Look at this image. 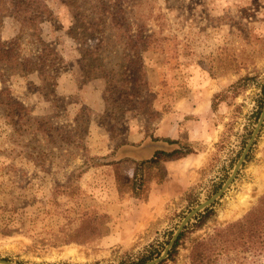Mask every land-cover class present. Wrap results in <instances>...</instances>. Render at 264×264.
<instances>
[{"label":"rangeland","instance_id":"obj_1","mask_svg":"<svg viewBox=\"0 0 264 264\" xmlns=\"http://www.w3.org/2000/svg\"><path fill=\"white\" fill-rule=\"evenodd\" d=\"M104 2L118 25L104 15L105 25L85 37L74 28L82 21L80 14L85 22H96L92 0H71V10L64 0L45 1L51 16L40 24L39 39L51 44L62 61L54 68L53 89L51 82L39 79L38 67L30 64L31 69L19 73L0 63V89H8L12 102L22 106L13 104L8 112L0 104L1 260L136 264L151 243L163 244L192 208L220 189L256 125L264 103V0ZM1 20L0 39L13 41L18 58L40 51L39 42L21 34L11 12ZM140 31L151 38L141 52L142 82L135 84L119 54ZM116 36L124 46L115 43ZM102 39L99 72L83 55ZM221 63L229 64V70L216 72ZM217 93L224 100L210 110L211 94ZM184 98L199 109L207 133L201 141L187 143L194 151L189 155L196 156L193 161L180 158L165 172L161 166L163 179L149 185L151 202L149 196L131 198L133 162L105 161L121 155L148 158L146 147L116 151L129 139L153 134L164 113ZM263 194L264 122L228 190L184 228L174 264H188L194 241L242 218ZM207 210V220L196 227ZM90 213L109 216L108 235L101 237L99 228L90 235L95 222H81ZM62 238L93 241L51 244ZM69 248L76 250L75 256L64 255ZM218 264H264V257L231 251Z\"/></svg>","mask_w":264,"mask_h":264},{"label":"trees","instance_id":"obj_2","mask_svg":"<svg viewBox=\"0 0 264 264\" xmlns=\"http://www.w3.org/2000/svg\"><path fill=\"white\" fill-rule=\"evenodd\" d=\"M45 1L46 0H0V24L2 21V15L4 16L5 13L11 12L13 18L20 24L19 30L22 29L21 34L25 35L26 33V35L28 36L31 35L36 40V42L40 43V51L37 52V54H34L32 57H29L27 59H20L16 54H14V49L13 47H11L13 41L4 42L0 39V63L15 66V69L19 73H23L25 72V70L31 69L29 68L30 64L33 65V68L38 67V69L35 71L39 72V79L48 83L51 82L50 86L53 89L55 86L54 68L58 66L59 61H62L55 48L51 46V44L44 43L39 39L40 24L44 21L45 18L48 19L51 16ZM64 2L68 6V9L71 10V0H64ZM92 2L94 3L92 8L95 14L92 20L96 22H85L84 16L80 14L82 21L80 23L78 21V24L74 28V30L78 31L77 34L82 33V36L85 37L87 31L93 29H101L102 26L105 25V18L107 20L108 18L104 15L112 16L110 18V24L118 25V22L115 21L113 14L109 12V7L105 6L104 0H92ZM82 8V6H77L78 10ZM70 35H72L71 32ZM77 36L78 35H76V37ZM116 38L117 39L115 43H121V45L124 44V42H122V39H118V36H116ZM133 38H135V40ZM150 38L151 36L145 34L143 35L140 31L135 37H132L131 40H127L128 43H125L127 44V46L122 48L123 50L119 54L120 58H122L123 61L125 60L128 62V65L131 68L132 72L131 76L133 77L135 84L136 82H142L144 71L141 64V52L145 49L146 45H148ZM102 41L103 39L101 40V44H99L94 50L85 49V53L83 55V61L86 62L87 59H90L92 65L89 64V66H92L91 69L98 70L99 72H101V69L103 67L104 57H102V53L103 51H105V48L102 47ZM111 52L116 53L115 50ZM33 58L38 62L36 63L35 61H33ZM23 61H26L27 63L24 65ZM216 62L219 63L220 60L216 59ZM216 66V72L221 69L229 70L230 68L229 64L224 63ZM209 69L210 75L213 76V74H215V70L212 71L211 65L209 66ZM128 72H130V70H128ZM115 75L118 74L115 73ZM8 92L9 90L6 88L0 89V97H2L0 99V104L4 105L8 112L11 111L13 104L19 105L20 109H22V106L20 104L12 102V98L9 96ZM219 96H221L219 93L213 95L211 100L212 110H215L216 105L220 101L224 100L222 96ZM127 97H131V94H127ZM145 137L155 140L152 134H146ZM159 140L169 143L172 148L170 150H156L151 157L141 160H133L128 157H119L115 158L114 160L105 161V164H113L115 162L126 160L133 162V174L128 180V191L131 198L138 200L146 199L149 193L150 183L155 178H158V180L163 179L161 166L164 162L177 160L194 153V151H192V149H190L187 146L188 144L185 142L169 139ZM122 145H125V143H122L120 147ZM118 178H122V176L118 175ZM210 212L211 210H207L204 214L198 216L196 227L200 228L204 224V222L210 215ZM87 218H90L91 222H95V228H90V235L95 233L96 228L100 229V232L98 234L101 237L109 234V216L107 214H83L81 222L86 221ZM171 235L172 232H168V239L163 244L157 242L151 243L146 248L144 254L139 258L136 264H141L148 260H151L152 258L158 257L163 251L164 246L168 243ZM184 235V231L180 233L174 245L168 252L167 257L160 264H174L180 241L183 239ZM92 241L93 240L91 238L77 241L62 238L56 239L54 242H51V244L58 245L75 242L78 244L86 245L90 244ZM231 251H240L243 253H247L252 258L264 257V194L258 199L254 207L250 211H248L242 218L223 227L215 228L212 234L208 235L206 238L194 241L189 251L188 264H218L221 256L228 254Z\"/></svg>","mask_w":264,"mask_h":264},{"label":"crops","instance_id":"obj_3","mask_svg":"<svg viewBox=\"0 0 264 264\" xmlns=\"http://www.w3.org/2000/svg\"><path fill=\"white\" fill-rule=\"evenodd\" d=\"M212 97L213 96L211 94V98ZM192 103L193 102L192 101L189 102L187 98L178 100L177 103L178 107H173L172 111H166L163 115L164 117L159 122L157 127L154 129L152 136L155 138V140L145 137V135L141 136L137 140L129 139L125 143V145H122L117 149L116 154H118V152L121 151L123 147H136L137 149H143L146 147V149H148V151L151 154L149 157H151L156 150H170L172 148V146L169 143L159 139L179 140L185 143H192L193 141H198V140L201 141V139H203V137H205L206 136L205 134L207 133H205L201 128L202 116L200 114V111L196 107L193 108ZM209 108L210 110H212L211 99H210ZM183 132H184L183 137L185 138V140L180 139L183 138L181 135ZM123 153L126 154L127 152L123 151ZM193 156L196 155L195 154L187 155L185 157H182L181 159L189 158L190 161H193L194 159ZM121 157L122 158L128 157L130 159L134 158L124 155H121ZM133 160H141V159H133ZM177 160H170L164 162L162 164L164 168V172L166 171L165 169H167V165L173 162H177ZM170 175L171 172L167 170V172L165 173L166 179H168ZM160 188L161 187H158V189ZM148 196H149L148 201H150L151 197L153 196L151 195V191ZM159 197L161 198V196Z\"/></svg>","mask_w":264,"mask_h":264},{"label":"water","instance_id":"obj_4","mask_svg":"<svg viewBox=\"0 0 264 264\" xmlns=\"http://www.w3.org/2000/svg\"><path fill=\"white\" fill-rule=\"evenodd\" d=\"M263 122H264V103H263L261 112L259 114V117L257 119L256 125H255V127H254V129H253L248 141L246 142V144H245V146H244V148H243L238 160L234 164L230 175L225 180V182L222 184L220 189L216 193H214L210 198L204 200L203 202L199 203L194 208H192L183 217V219L179 222V224L177 225L176 229L174 230L169 242L164 247L163 251L161 252V254L158 257L153 258V259H151V260H149L147 262L141 263V264H160L167 257L168 252L170 251V249L174 245V243L177 240V238L180 235V233L188 225V223L191 222L192 219L198 213L203 212L206 208L210 207L217 199H219L223 195V193L225 191L228 190V187L231 185L233 180L236 178L238 171L242 167L243 162L245 161V158H246L251 146L253 145V142L256 139V137H257V135H258V133H259L261 127H262ZM0 264H19V263L10 262V261H6V260H1L0 259Z\"/></svg>","mask_w":264,"mask_h":264},{"label":"bare ground","instance_id":"obj_5","mask_svg":"<svg viewBox=\"0 0 264 264\" xmlns=\"http://www.w3.org/2000/svg\"><path fill=\"white\" fill-rule=\"evenodd\" d=\"M243 204H246V201H243ZM75 254H76V250L71 249V248L67 249L66 252L64 253V255L66 256H75Z\"/></svg>","mask_w":264,"mask_h":264}]
</instances>
